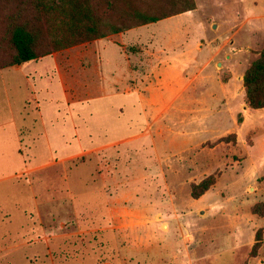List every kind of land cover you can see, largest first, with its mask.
I'll use <instances>...</instances> for the list:
<instances>
[{
	"label": "rangeland",
	"instance_id": "rangeland-1",
	"mask_svg": "<svg viewBox=\"0 0 264 264\" xmlns=\"http://www.w3.org/2000/svg\"><path fill=\"white\" fill-rule=\"evenodd\" d=\"M9 1L0 69L15 66L10 32L26 24L38 58L64 52L86 133L78 153L24 155L7 175L0 264H264V106L244 82L264 0ZM91 20L123 29L87 38ZM36 69L39 83L48 60ZM3 81L23 83L9 69L0 93Z\"/></svg>",
	"mask_w": 264,
	"mask_h": 264
},
{
	"label": "crops",
	"instance_id": "crops-1",
	"mask_svg": "<svg viewBox=\"0 0 264 264\" xmlns=\"http://www.w3.org/2000/svg\"><path fill=\"white\" fill-rule=\"evenodd\" d=\"M44 60H48L50 70L36 83L31 73L36 74V64ZM66 61L64 52H57L0 69L18 71L23 80L17 87L3 81L0 93V196L8 188L4 182L7 175L22 170L24 155L36 156L31 164L38 165L54 156L78 153L83 148L82 134L86 132L80 124L85 122L76 123L75 119L80 117L72 115V107L78 104L72 106ZM55 87L58 99L52 97ZM18 89L19 93L24 92L23 97H18ZM40 92L46 93L45 98L40 99Z\"/></svg>",
	"mask_w": 264,
	"mask_h": 264
},
{
	"label": "trees",
	"instance_id": "trees-1",
	"mask_svg": "<svg viewBox=\"0 0 264 264\" xmlns=\"http://www.w3.org/2000/svg\"><path fill=\"white\" fill-rule=\"evenodd\" d=\"M71 1V0H68ZM12 1L9 0H0V10H7ZM29 2V1H28ZM28 2L23 1L20 6L28 5ZM47 5L43 0L33 1V7L35 8H45ZM21 10V9H20ZM134 18L139 20L142 23L154 22L159 19V17L151 14H145L138 12L133 15ZM84 36L88 37H104L107 32L117 33L123 29V27H118L116 25L110 24L106 31L99 27L96 21L91 20L90 23H86L83 27ZM76 34L71 35L69 43L76 40ZM10 41L14 48V53L10 62L5 66L20 65L22 63L34 60L38 58V53L35 50V35L28 28L26 24H17L14 25L10 32ZM68 43V44H69ZM49 52H46L42 55H46ZM244 82L246 86L247 98L252 107H261L264 106V46L261 49L259 56L251 63L250 67L246 70L244 74ZM206 187H204L205 189ZM193 192V191H192ZM195 194V193H194Z\"/></svg>",
	"mask_w": 264,
	"mask_h": 264
}]
</instances>
